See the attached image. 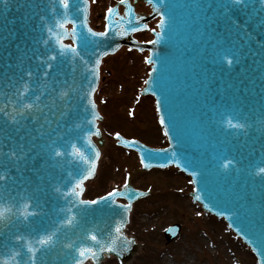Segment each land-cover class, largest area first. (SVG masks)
<instances>
[{"label": "water", "instance_id": "1", "mask_svg": "<svg viewBox=\"0 0 264 264\" xmlns=\"http://www.w3.org/2000/svg\"><path fill=\"white\" fill-rule=\"evenodd\" d=\"M146 1L153 7L151 15L135 11L137 0L135 3L127 0L124 14L119 12L120 2L112 7L114 11L108 22L113 26V33L100 43V50L114 53L122 45L129 44L151 51L150 58L156 61L152 68L156 67L157 72L151 71L150 82L143 92H152L157 101H163L160 114L168 117L174 139H169L170 145L164 148L166 152L136 140L121 138L120 143L138 150L141 156L146 155L147 149L155 150L159 156L151 164L175 159L181 163V169V153L186 152L194 161L193 168L201 171V177L192 176L197 181L194 183V198L200 196L199 201L206 210L224 217L253 248L258 264H261L258 252L259 246L264 245V177L255 174L264 166V133L255 130L254 122L257 117H264V25H259V21L264 20V11L259 10V0L247 10L232 9L226 15L221 7L224 0ZM89 8L83 0H70L67 13L59 0L0 2V109L12 112L21 103H30L39 87L46 86L44 99H53L58 113L68 110L64 121L68 129L67 143L61 141L58 144L65 153H71L56 160L44 156L34 163L30 159L17 162L0 156V174L6 176L0 182L3 185L0 195L4 197L0 200V210H3L0 217V264H31L29 248L35 253L36 264H68L82 248H92L96 252L95 257L87 253L84 261L92 258L100 263L105 254H111L106 249L113 248L115 252L112 254L127 264L139 249L135 238L126 237L122 231L129 221L132 203L148 192L136 190L127 183L128 187L120 190V197L128 199L130 208L119 209L105 202L88 212L77 206V197L66 196L83 174L95 175L99 160L96 153L100 154L93 138L100 137L97 119L101 116L96 104L95 108L92 107L94 95H89L91 88L97 89L99 84L98 69L96 78L89 85L92 76L88 69L93 66L94 57L85 55L84 60L88 62L85 64L67 48L64 49L65 55L58 54L61 42L70 44L68 40H71V45L75 46L76 34L84 31L80 24L84 16H87L89 26ZM139 10L145 11L140 7ZM163 12L171 22L165 34L159 29L164 34V40L159 44L139 43L133 33L123 38L114 35L116 32H130L135 25H130L129 19L144 17L139 24L142 28ZM68 19L76 21L72 29L67 28ZM58 20L65 22L66 27L59 28ZM49 27L53 28L51 33ZM154 34L156 39V31ZM221 49L238 52L243 59L229 69L217 62V52ZM95 50V45L89 46V52ZM54 54L57 55L55 67L47 81L42 80L45 66L40 61ZM28 71L33 73L31 79L25 75ZM25 85L37 91H29L21 97ZM143 86L141 84V89ZM52 88L55 91H51ZM220 108L224 109L222 113L218 111ZM233 108L253 123L247 134L244 130L229 128L227 121L234 115ZM0 128L6 129L0 133V140H4L7 134L15 135V125L8 123L2 114ZM121 134L152 145L135 133L132 136ZM4 142L11 146L8 141ZM99 142L102 144L103 140ZM72 144L76 148H72ZM77 148L82 155L77 154ZM228 158L238 162L239 171L231 168L225 172L221 168L222 162ZM192 170L188 168L185 172ZM114 187L98 191L95 196L85 194L84 198L102 195ZM192 189L190 179V190L186 194ZM29 203L31 207L26 208ZM29 211L38 214L25 220ZM72 216L76 219L71 226L63 223ZM117 227L121 229L119 233L115 231ZM180 230L179 223L169 227L165 231L167 241L178 236ZM92 235H96L95 241L91 240ZM49 236L54 246L42 248L39 240ZM69 244L71 248L67 247ZM17 252L19 256H15ZM254 264H257L255 257Z\"/></svg>", "mask_w": 264, "mask_h": 264}, {"label": "rangeland", "instance_id": "2", "mask_svg": "<svg viewBox=\"0 0 264 264\" xmlns=\"http://www.w3.org/2000/svg\"><path fill=\"white\" fill-rule=\"evenodd\" d=\"M118 0L92 3V22L97 24L103 11ZM145 11L150 6L141 0ZM156 28V21L150 24ZM138 32L139 40L152 37ZM147 52L123 47L104 59L96 101L103 119L100 123L105 144L97 176L87 183L86 195L123 184L129 174L134 185L152 190L135 203L128 232L137 237L142 249L131 264H254V255L225 221L205 213L190 194V178L178 168L142 171L136 152L115 143L114 131L134 133L152 145L167 144L151 96L141 95L149 72ZM173 222L183 224L180 236L166 244L163 232ZM110 263H114L111 261Z\"/></svg>", "mask_w": 264, "mask_h": 264}, {"label": "snow or ice", "instance_id": "3", "mask_svg": "<svg viewBox=\"0 0 264 264\" xmlns=\"http://www.w3.org/2000/svg\"><path fill=\"white\" fill-rule=\"evenodd\" d=\"M0 2L4 4H8V0H0ZM92 3H95L96 0H91ZM127 0H120V4H125ZM151 2V0H150ZM256 3V0H224L221 7L223 8V13L226 15L228 14L232 9H241V10H247L252 5ZM60 6L65 10V13H67V10L70 8V0H59ZM83 4L87 6L89 4V0H83ZM260 4V11H264V0H259ZM129 7H131L129 5ZM83 11V10H81ZM114 9L112 7L107 8V11L105 13V25L104 30L101 31H94L91 27L88 26L87 23V16H84L83 19L80 21L81 26L84 28V31L79 32L76 34V42L75 46H72L71 44H64L63 42L60 43V46L58 48V54L60 56L65 55L64 49L67 48L69 51L74 53L77 57H79L81 60L84 61L85 64L88 62L84 60L85 55H90L94 57L93 60V66L88 69L89 73L92 76V79L89 80V85H91L96 78L97 70L99 69L100 65L102 64V61L104 58L113 55L114 53L104 49L100 50V43L108 39L110 36V33H113V26L108 21L110 20ZM157 11H160V9H157ZM259 14V12L257 13ZM129 16L132 17L133 13L130 12ZM144 17H135L134 19H129L128 23L130 25H135L131 27L130 32H116L114 35L125 37L127 35H131L132 33L139 32V31H155V29H150L149 25L147 23L143 24V27H139L140 21L143 20ZM229 19H231L229 17ZM171 20L170 17L165 15L163 12L159 16L158 23L156 25L157 29H161L164 31V34L166 33L169 24ZM67 26H73L76 24V21L73 19L67 20ZM232 23L234 25H237V22L235 20H232ZM259 25H264V20L259 21ZM57 26L59 28H65L66 24L65 22L57 21ZM239 25H237L238 27ZM53 31V28L49 27L48 32L51 33ZM164 34H162L160 31H156V39L150 40L148 43L151 44H159L161 41L164 40ZM95 45V51L89 52V46ZM131 50V49H130ZM218 60L217 62H222L227 68L231 69L233 65H238L243 57L239 55L238 52H233L230 49H221L217 52ZM57 60V55H50L47 60H41L40 62L44 64V71L41 74V79L47 81L49 73L53 71L55 67V61ZM146 63L150 65H155L156 61L152 58H149L145 61ZM152 72L156 73L157 68L153 67ZM26 77L31 79L33 76V73L31 71H28L26 74ZM151 75V73H150ZM149 80H145V84H149ZM47 90L46 86H40L38 94L32 98V101L30 103H21L19 107L14 108L12 112H4L3 109H0V114L4 116V118L8 121V123L15 125L14 133L7 134L4 137V140H0V156H7L9 159L17 161V162H27L29 159L31 162H35L37 158L43 159L44 156H47L51 160H56L57 158H62L65 155H70L71 153H65L59 146L58 142L66 141L67 136V126L64 123L67 115L68 110H60L59 113L57 112V107L55 104V101L53 99L45 100V91ZM29 91L36 92V88H29L27 85L24 86L23 93H21V97L25 94H27ZM51 91H55L54 88L51 89ZM96 92V88L92 87L91 92L89 93L90 96L94 95ZM93 108H95V103L92 105ZM164 107L163 101H157V111H160L161 108ZM223 108L218 109L221 113L223 112ZM234 115L231 119L227 121V124L230 129L235 131H241L244 130L245 134H247V131L251 129L254 125L253 123H250L248 121L247 117H242L240 112L233 108ZM255 123V130L258 133H264V117H257ZM159 124L164 127L163 135L164 137H168L170 140L174 139L171 134V127L169 124L168 117L166 118L165 115H161L159 117ZM6 132V129L0 128V133ZM115 139L119 140L120 136L119 133H116ZM8 141L10 143V147L8 144H6L4 141ZM135 143V141H133ZM178 143V142H177ZM39 145V151H37V147ZM8 148L7 151H5V148ZM72 148H76L75 144L71 145ZM163 151H167V149H163ZM77 154L82 155L80 153V150L76 149ZM99 153H96V156L99 157ZM159 154L155 152V150L147 149L146 155L141 156L140 162L143 165L145 169L149 167H158V168H169L174 164L176 168H181V163L179 161H176L173 159L171 162H164V163H156L151 164L150 162L158 158ZM173 157H175V153H173ZM181 159L183 161V169L184 171H187L188 168L193 169L191 172H189V176H199L201 177V171L199 169L193 168L194 161L191 160L186 152L181 153ZM238 162L235 161L232 158H228L224 160L221 164V168L227 172L231 168H236L237 171H239V168L237 167ZM92 167L95 168V163L92 164ZM19 171V169H17ZM256 177H264V166H261L258 168L257 173L255 174ZM93 178L91 174H83L79 180H77L71 189L66 193L67 197H77V206L81 208L83 212L90 211L93 207L99 206L102 203L108 202L112 206L119 208V209H127L130 208L131 205L126 203H119L120 199V189L119 188H113L112 190L108 191L106 194L100 196L99 198H93V199H86L84 198V187L86 182ZM6 179V176L3 174H0V182L4 181ZM193 183H196L197 181L193 180ZM0 187H3L2 184H0ZM124 187L127 188V183L124 184ZM57 192L60 191L59 188L56 189ZM143 195V193H141ZM4 197L0 195V200H3ZM196 200H200V196L196 197ZM26 208H30L31 205L26 204ZM207 207V205H205ZM9 212L11 209H7ZM71 211V209H69ZM209 211H211L209 209ZM35 211H29L27 215H25V220H27L28 216H34L37 215ZM235 216V213H233ZM3 216V210H0V217ZM76 217L72 216L70 218H67L65 223L68 226H71L73 224V220H75ZM117 233L121 231L119 227L115 229ZM19 239V238H18ZM97 239L96 235L91 236V240L95 241ZM40 245L42 248H48L54 246V241L52 240V237L49 236L47 239H40L39 240ZM68 248H71L72 245H67ZM37 251H40L37 249ZM107 252L114 253L115 250L113 248H107ZM28 252L32 255L29 256V261L31 264H36L35 261V253H33V249L29 248ZM87 253H91L93 257L96 256V252L92 248H82L77 250V254L73 255L71 259L68 261V264H85V261L83 258ZM258 254L261 256V264H264V245L259 246V252ZM20 254L17 252L15 256H19ZM15 256L13 259H15ZM28 264V262H26Z\"/></svg>", "mask_w": 264, "mask_h": 264}, {"label": "bare ground", "instance_id": "4", "mask_svg": "<svg viewBox=\"0 0 264 264\" xmlns=\"http://www.w3.org/2000/svg\"><path fill=\"white\" fill-rule=\"evenodd\" d=\"M156 20H157V19H154V21H156ZM154 21H153V22H154Z\"/></svg>", "mask_w": 264, "mask_h": 264}]
</instances>
